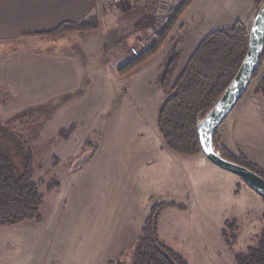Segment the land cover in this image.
I'll list each match as a JSON object with an SVG mask.
<instances>
[{
    "label": "rangeland",
    "instance_id": "374dc122",
    "mask_svg": "<svg viewBox=\"0 0 264 264\" xmlns=\"http://www.w3.org/2000/svg\"><path fill=\"white\" fill-rule=\"evenodd\" d=\"M132 1L140 3L133 10H136V14L141 11L140 22L155 18L157 28L160 26L162 29L173 12V8L170 11L168 5L159 6L160 0ZM202 1L200 16L195 13L188 15L187 22L183 21L182 27L181 23L178 25L182 30L176 27L174 31L177 20L169 32L168 36L173 34L174 42L184 43L185 48L186 41H190L193 34L200 35L203 31L207 34L210 31L208 26L202 24L211 10L219 17L218 11L225 3V0ZM152 12L154 15H151ZM253 20L245 26L248 33ZM156 33L142 34V39L137 43L131 42V57L146 48ZM72 34L78 33L63 36ZM63 36L42 35L40 38ZM8 48L0 47V56L7 53ZM132 48L136 53L132 52ZM85 56L90 58L86 52ZM175 56L177 75L180 71L176 69L179 54H173L169 60ZM9 60L0 59V124L13 131L34 154V179L44 198L39 210L41 221H24L0 228V264H49L51 261L47 258L50 255H60L64 260L59 263L68 264L69 260L75 259V263L85 264L87 262L83 257L89 253L92 262L100 264L106 252L111 255L117 252V244H106L116 234L114 223L120 221L121 217L126 219V211L140 207L139 194L142 189L138 188L139 178H136L138 174L133 168L142 159L138 151L139 144L148 140L158 143L160 139L156 114L165 96L162 83L164 66L158 72L156 67H140L116 84L84 79L75 84L53 86L46 82L27 84L24 82L25 77L20 79L15 75L19 63L24 67L30 58H25L23 62L16 57ZM33 71L28 68L23 70L26 80ZM259 72L250 80L242 98L219 124L221 127H228L235 118L245 120L251 117L254 120L253 111L248 112L249 108L244 107V104L251 99L249 94L253 91ZM44 77V81H47ZM111 87L118 90L116 97L115 91L113 95L110 94ZM105 91L110 100L115 97L111 104L102 101ZM127 92L130 98L123 97ZM218 128L213 147L220 154L224 146ZM247 131L241 127L239 133ZM248 135L245 133V138ZM50 182L59 184V187L48 190L46 185ZM216 199L218 201L219 197ZM255 212L253 209L245 213L239 219V226L232 225L226 229L227 235L237 236L240 231L241 240L235 245L236 251H243L241 249L245 246L257 242L264 220L262 214L256 216L255 222L248 223ZM205 231L212 240V247L220 249L215 240L217 230L213 225L206 222ZM171 233V229H162L158 238L176 249L179 244L173 241ZM118 261L121 260L111 263L131 262L129 258L125 262Z\"/></svg>",
    "mask_w": 264,
    "mask_h": 264
},
{
    "label": "crops",
    "instance_id": "0c3cea01",
    "mask_svg": "<svg viewBox=\"0 0 264 264\" xmlns=\"http://www.w3.org/2000/svg\"><path fill=\"white\" fill-rule=\"evenodd\" d=\"M176 1L160 0L159 6L168 5L171 11L181 2ZM254 2L255 0H225L221 5L222 9L218 11L219 17L211 10L202 25L208 26L212 31L239 20L247 27L254 19ZM202 4V0H193L180 15L174 31L176 27L177 30H182L178 25L181 23L182 27L188 15L195 13L200 16ZM139 5V1L132 0L115 5H110L107 0H0V47H10L0 59L11 61L16 57L23 62L25 58H30V62L25 63L24 67L19 63L15 75L20 79L25 77L24 82L27 84L36 85L43 82L53 86L70 85L84 79H89L90 82L116 84L140 67H156L158 72L176 53L179 54L176 65L178 72L206 35L204 31L200 35L193 34L192 39L186 41V48L184 43L174 42L171 34L155 55L131 72L117 74V68L131 58L129 52L131 42L137 43L142 39V34L146 36L161 29L160 26V29L156 27L155 18L140 22L141 11L137 9V14L136 10L133 11ZM151 15H154V12ZM90 17H96L98 20V28L94 31L55 39L40 38L41 32L62 23L82 21ZM85 52L90 58H86ZM262 66L263 70L260 69L253 91L249 94L251 99L244 104V107L249 108L248 112L253 111L254 120L247 113L249 119L235 118L228 127H221L220 124L218 129L221 142L230 153L235 155L242 153L249 161L264 169V97L254 91L264 77V57L261 61ZM27 68L34 71L26 80L27 76L23 70ZM44 76L47 81H44ZM114 91L113 87L109 90L112 95ZM117 92L118 90L115 91V97ZM123 97L130 98L129 93ZM114 98L110 100L105 91L102 101L111 104ZM241 127L248 130L245 132L249 133L246 138L245 133H239ZM158 135L160 138L158 143L148 140L149 142L139 144L138 151L142 159L133 170L138 174L136 175V178H139L138 188L142 189L139 194L140 207L137 210L126 211V219L121 217L120 221L114 223L116 234L106 244H117V252L113 255L106 252L100 264H112L111 262L118 259L121 260L118 262H125L128 258L129 261L132 260V253L144 220L156 202L174 204L161 211L157 223V236L161 234L162 229H171L173 235L171 238L174 242L177 241L179 246L174 249L159 241L181 254L188 264H236L234 254L243 252L248 246L241 249L243 251H236L235 245L241 240L239 231L236 243L230 248L222 234L223 229L226 222L232 220L237 221L239 226V219L253 209L256 211L255 216H252L248 223L255 222L256 216H261L264 212L263 199L241 178L214 165L203 154L185 157L172 152L165 146L159 132ZM206 222L217 230L215 240L222 253L220 249L212 247V240L205 231ZM83 258L87 262L85 264H94L90 253ZM47 259L51 261L49 264H64L59 263L64 260L60 255H50ZM68 262L77 264L75 259Z\"/></svg>",
    "mask_w": 264,
    "mask_h": 264
},
{
    "label": "trees",
    "instance_id": "16d2710c",
    "mask_svg": "<svg viewBox=\"0 0 264 264\" xmlns=\"http://www.w3.org/2000/svg\"><path fill=\"white\" fill-rule=\"evenodd\" d=\"M192 1L184 0L174 8L166 24L154 35L153 41L137 55L121 64L116 70L117 74H127L155 55L180 15ZM262 2L263 0H255L256 11ZM97 28L96 17H90L82 21L62 23L53 29L41 32L40 35L84 34ZM248 41L249 33L245 24L236 20L207 33L177 75H175L176 56L166 63L162 78L165 96L156 114V126L165 146L172 152L185 157L203 154L197 126L234 77L246 54ZM263 57L264 45L261 60L252 78L260 71ZM256 93L264 97V77L258 83ZM220 155L264 179V169L249 161L244 154L235 155L223 147ZM46 187L48 190L56 189L59 184L50 182ZM43 198L39 185L34 179V154L13 131L0 124V228L24 221H41L39 210ZM173 205L156 202L151 207L129 264H188L181 254L162 244L157 236V223L161 211ZM262 216L264 220V212ZM232 225L236 226L237 221L226 222L222 232L230 248L237 239L235 234H226V229H230ZM234 261L236 264H264V224L255 245L248 246L243 252H236Z\"/></svg>",
    "mask_w": 264,
    "mask_h": 264
},
{
    "label": "water",
    "instance_id": "95a60500",
    "mask_svg": "<svg viewBox=\"0 0 264 264\" xmlns=\"http://www.w3.org/2000/svg\"><path fill=\"white\" fill-rule=\"evenodd\" d=\"M264 45V0L249 30L246 54L230 83L197 126L203 155L214 165L241 178L264 199V179L246 167L223 158L213 147L212 138L222 120L239 101L261 60Z\"/></svg>",
    "mask_w": 264,
    "mask_h": 264
},
{
    "label": "built area",
    "instance_id": "2783aa9c",
    "mask_svg": "<svg viewBox=\"0 0 264 264\" xmlns=\"http://www.w3.org/2000/svg\"><path fill=\"white\" fill-rule=\"evenodd\" d=\"M127 1H129V0H107V2L109 4H114V5L119 4L121 2H127ZM131 50H132V52L136 53V50L134 48H132Z\"/></svg>",
    "mask_w": 264,
    "mask_h": 264
}]
</instances>
